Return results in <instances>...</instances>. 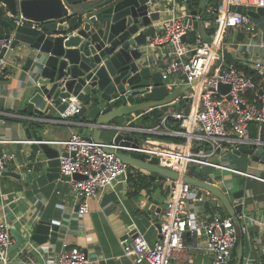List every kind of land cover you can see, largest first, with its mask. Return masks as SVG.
Listing matches in <instances>:
<instances>
[{
    "label": "built area",
    "instance_id": "1",
    "mask_svg": "<svg viewBox=\"0 0 264 264\" xmlns=\"http://www.w3.org/2000/svg\"><path fill=\"white\" fill-rule=\"evenodd\" d=\"M193 1V0H192ZM159 0H149V14L158 11L161 14L169 12L154 24L162 27L154 36H149L147 49H157L160 56L166 59L163 76L169 79L170 75H185L189 92L185 96L189 103L188 109L176 111L172 116L178 121V128L166 131L180 140L154 141L149 144L156 146L146 149L142 145L137 148L122 146L114 141L110 144L89 140L79 132H73L65 142L67 156H60V167L63 175L69 176L71 190L77 200L80 217L89 212V202L96 198L107 186H111L120 176H127L129 165L117 154L124 148H131L140 153L150 154L159 158L160 165L178 173L172 181L170 197L163 212L160 223V238L150 243L143 234L137 233L129 243L122 239L124 255L132 258L135 264H175L187 259L188 264H194L185 241L187 234L205 236L206 249L211 259L209 264H232L234 249L238 241L239 231L248 233V225L240 227L235 223L234 217L214 213L203 217L197 210L209 191L202 195L197 188L186 181L192 166L212 167L221 171H230L242 176H255L250 172L239 170L229 163L228 153L239 150L241 147L253 144L262 145V131L264 128V91L254 99L248 94L257 90V83L253 76L235 64L225 67L223 49L234 46L236 51H242L252 43L228 40L231 29L245 26L251 19L246 14L233 8L234 0H220L218 6L209 3L206 12L215 15L214 19H206L205 14L195 15L181 12L176 0H171L167 8ZM264 6V0H261ZM183 5H187L183 0ZM194 21L204 24L209 29L211 41H207L197 33L191 45L183 39L193 29ZM18 25H30L33 28H42L34 20L20 16L16 19ZM216 26L214 31L210 28ZM227 38L228 43L224 40ZM14 34L0 38V55L4 49L7 53L0 57V75L12 61L10 54ZM146 64L158 67L150 53ZM264 60L256 63L257 68H263ZM30 72V71H29ZM169 81V80H168ZM35 84V80L33 81ZM229 84L230 90L223 93L220 84ZM264 85V77L262 80ZM145 93L135 96V102H142ZM65 100V99H63ZM62 113L57 123H69L76 117L82 107V102L76 97ZM119 106L124 104L121 97L117 98ZM129 102V101H128ZM6 113L0 110V177L7 167L8 161L14 154L3 149L2 145L14 140L4 132ZM140 115H135L137 119ZM40 121L41 118H31ZM132 119V120H134ZM127 124L114 125L117 130H140L146 133H160L158 127L142 128ZM257 125L258 134L253 137L251 124ZM103 127H110L103 124ZM32 142L31 140H27ZM81 174L83 178H75ZM256 178L264 180L260 176ZM244 218L243 216H240ZM261 241V240H260ZM26 245H32L30 241ZM14 244L11 224L6 219L0 221V264L11 263L10 249ZM87 253L79 246L64 244L52 264H87ZM251 264V263H249Z\"/></svg>",
    "mask_w": 264,
    "mask_h": 264
},
{
    "label": "water",
    "instance_id": "2",
    "mask_svg": "<svg viewBox=\"0 0 264 264\" xmlns=\"http://www.w3.org/2000/svg\"><path fill=\"white\" fill-rule=\"evenodd\" d=\"M186 2L190 14L206 13L208 0H200L198 9L193 8L192 0ZM149 8V0H0V28H3L0 38L14 34L11 48L15 50L21 46V50L27 53L24 69L32 72L36 81L27 104L28 116L33 118L37 114L42 119L38 122L42 123L61 120L62 113L72 102L70 98L76 97L82 102V107L75 124L80 126L83 137L103 142L100 136L103 128H113L117 131L113 139L116 144L140 147L137 135L128 130H117L110 124L111 121L116 117H125L122 123L125 125L138 112L155 114L157 109L166 111L170 106L180 107L187 99L179 97L190 87L187 84L170 91L169 79L163 76L164 65L152 67L146 64L148 37L162 29L154 24L160 19V12L149 14ZM233 8L250 18L264 16V6L239 3ZM21 15L40 23L42 28L18 25L16 19ZM215 27H211L210 31H214ZM197 33L211 41L209 29L203 23L194 21L193 29L187 37H183L189 46L195 41ZM224 42L228 43L227 38ZM6 53L7 49H4L0 57ZM223 54V65L227 68L243 61L236 49L229 50L228 46L223 49ZM219 89L227 93L230 85L222 83ZM140 93H145L143 101L134 103L135 96ZM118 97L123 99L122 106H119ZM137 119L130 121L129 126H135ZM29 124L26 135L32 141L30 148L36 155L34 167L24 172L16 171V166L6 167L2 175L29 181L35 179L39 185L52 182L61 175L70 179L61 173L60 167V156H67V152L46 140L43 129ZM103 124L110 127H103ZM236 153L264 165L263 145L243 146ZM117 154L129 165L127 174L131 172V166H136L149 171V177L158 182L178 177L177 172L161 166L157 156L141 153L142 157H139L122 150ZM192 169L201 172L203 178L188 175L185 179L193 186L209 191L204 201L207 210L217 207L219 202L233 217L246 209L243 202L245 189L233 191L228 188L223 191L214 183L215 175H209L198 166ZM36 171L41 173L37 177ZM74 177L83 178L81 174ZM238 181L244 185L246 177L239 176ZM157 211L160 213V208ZM60 229L59 224L41 219L31 228V239L38 244L56 242ZM132 230L137 233L135 226ZM12 233L15 243L10 252L20 248L25 241L20 231L14 229ZM249 250V243H246L237 264H244Z\"/></svg>",
    "mask_w": 264,
    "mask_h": 264
},
{
    "label": "crops",
    "instance_id": "3",
    "mask_svg": "<svg viewBox=\"0 0 264 264\" xmlns=\"http://www.w3.org/2000/svg\"><path fill=\"white\" fill-rule=\"evenodd\" d=\"M159 1L167 8L171 6V0ZM176 1L180 6V13L189 11L188 4H182L183 0ZM234 2L256 6L262 4L261 0H234ZM168 15L169 12L167 11L162 13V17ZM250 19L249 24L231 29L228 40L230 42L240 41L249 45L252 43L251 46L244 48L242 51H237V55L243 59L238 64H242L264 77V66L263 68L256 67L257 62L264 60V16ZM228 49L234 50L235 48L231 45L228 46ZM148 51L158 66L164 65L165 67L166 59L159 55L157 49H149ZM10 58L12 63L9 66V73L4 80H0V110L6 113L3 126L4 132L14 141L5 143L2 147L14 154V158L8 161L7 167L16 166V171L24 172L34 167V160L36 159V155L30 148V142L27 141L26 127L28 123L32 126L40 124L37 127L43 129L45 139L61 151L65 150V142L73 132L80 133V126L75 124L77 117H73L69 124L42 123L33 119L30 120L32 117L28 116L27 104L34 90V76L32 72L24 69L27 53L22 51L21 46H19L11 52ZM183 76V74L170 75L168 81L170 91L187 85ZM2 81L5 83H1ZM263 91L264 85L261 81L260 92L257 93V90H251L248 97L254 99L257 94L261 95ZM188 92L189 88L181 94L179 99L186 98ZM188 107L187 100L180 107L170 106L156 125L145 124V120H142L148 114L147 111H144L143 115L138 112L136 115L142 116L138 117L135 123L136 127H158L161 132L146 133L135 129L131 132L139 137L141 145L146 149H149V147L154 150L157 149L155 145L149 144V139L154 141L180 140L179 137L166 131L169 129L174 130L176 129L175 126H178V121L172 114L179 110H186ZM20 111H24L23 114ZM37 117H39L37 114L33 116V118ZM168 117L171 118L170 121H167ZM125 119V117H116L110 124L119 125ZM49 123L51 124L50 127L48 126ZM116 133L117 131L113 128H103L100 136L104 143L110 144L113 142ZM251 134L253 137L258 134L255 123L251 124ZM150 135L154 138L149 137ZM262 138L264 141V128ZM262 145L264 146V143ZM258 146L260 145L249 144L245 147ZM121 150L142 157L140 152L131 148ZM228 158L229 163L237 169L264 178L263 164L251 161L250 158L238 154L236 151L228 153ZM192 167L188 175L203 178V174L196 169H192ZM202 169L209 175H215L213 181L223 191H227L228 188L233 191L246 190V197L243 201L246 209L236 213L234 220L239 227L247 224L249 231L248 233L239 231L232 264H237L239 254L246 243H249L250 250L244 264H264V180L255 176H245L246 181L243 185L238 181L239 176L242 175H235L233 172L221 171L212 167H203ZM40 174L39 171H36L35 177ZM149 174L147 170L131 166V172L126 177L120 176L113 185L105 187L96 198L90 200L89 212L82 217L77 212L78 204L71 190L69 179L62 175L60 178L43 185H39L35 179L29 181L23 180L22 177L2 175L0 177V221L6 219L11 224L12 230H18L25 236L23 245L11 251L10 264H52L65 243L69 246L83 248L87 253V264H135L132 258L124 255L122 239H127L130 243L137 233L143 234L150 243H154L160 238L159 227L170 197V187L173 181L165 178L158 182L150 178ZM137 175L145 176L149 182L142 183L139 180L129 179L130 176L136 177ZM196 188L199 194L205 193L204 189ZM204 201L197 208L203 217H209L214 213L230 215L225 207L221 205V202L217 207H211L207 210ZM157 208H160V213ZM243 215L244 218H241L240 216ZM156 217L159 218L157 221L154 220ZM41 219L51 220L60 225L61 229L56 242L47 241L38 244L31 239V228H34L35 224ZM133 226H135L137 233L132 230ZM28 241L32 245L26 247ZM185 241L194 264H209L211 256L206 249L205 236L187 234ZM175 264H188V262L187 259H182L175 262Z\"/></svg>",
    "mask_w": 264,
    "mask_h": 264
},
{
    "label": "trees",
    "instance_id": "4",
    "mask_svg": "<svg viewBox=\"0 0 264 264\" xmlns=\"http://www.w3.org/2000/svg\"><path fill=\"white\" fill-rule=\"evenodd\" d=\"M213 3L214 5L218 6L220 4V0H208V3ZM192 4H193V7H196L198 8L200 6V0H193L192 1ZM206 5V6H207ZM204 17L206 19H214L215 15H211L209 14L208 12L205 13ZM3 27V26H2ZM3 28H0V31H2ZM236 66L242 70H244L248 75H251L253 76L255 82L257 83V93L260 92V84H261V81L263 80V76L259 75L258 73H256L255 71L251 70V69H248L246 68L245 66H243L242 64H236ZM9 73L8 70H6L5 72H3L2 75H0V80H4L5 79V76ZM24 111H20L21 114H23ZM164 110H161V109H157V113L155 115H151L150 113L146 114L144 116V118L142 120H145V124H148V125H156L157 123L160 122L161 120V117L163 116L164 114ZM5 119H6V116H5ZM8 119V118H7ZM168 120L167 121H170L171 118L168 117L167 118ZM143 123V122H142ZM142 123H140L142 125ZM37 126L39 127L40 124H37ZM176 128H178V126H175ZM149 137H153V136H149ZM154 138V137H153ZM130 180H139L141 181L142 183L144 182H149V180L145 177V176H142V175H137L136 177H133V176H130L129 177ZM138 182V181H136ZM145 186L147 184H144Z\"/></svg>",
    "mask_w": 264,
    "mask_h": 264
},
{
    "label": "bare ground",
    "instance_id": "5",
    "mask_svg": "<svg viewBox=\"0 0 264 264\" xmlns=\"http://www.w3.org/2000/svg\"><path fill=\"white\" fill-rule=\"evenodd\" d=\"M149 149H152V147H149Z\"/></svg>",
    "mask_w": 264,
    "mask_h": 264
}]
</instances>
